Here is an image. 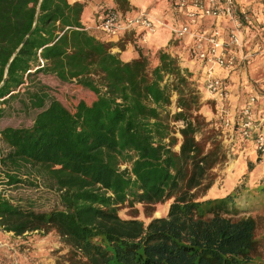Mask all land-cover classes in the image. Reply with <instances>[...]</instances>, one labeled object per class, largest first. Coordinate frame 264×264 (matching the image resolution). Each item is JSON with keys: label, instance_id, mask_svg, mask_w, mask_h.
I'll return each mask as SVG.
<instances>
[{"label": "trees", "instance_id": "trees-1", "mask_svg": "<svg viewBox=\"0 0 264 264\" xmlns=\"http://www.w3.org/2000/svg\"><path fill=\"white\" fill-rule=\"evenodd\" d=\"M108 1L93 21L132 11L129 0ZM87 8L85 0H0V115L14 99L36 110L30 125L0 128V231L54 230L70 264H242L255 220L227 215L233 192L200 199L225 151L203 115L199 81L172 51L136 43L140 31L123 33L137 55L121 59L87 30ZM38 73L94 98L69 108ZM36 184L56 191L55 206L36 210L5 195ZM167 201L166 215L147 223L118 213L141 203L150 216Z\"/></svg>", "mask_w": 264, "mask_h": 264}, {"label": "rangeland", "instance_id": "rangeland-1", "mask_svg": "<svg viewBox=\"0 0 264 264\" xmlns=\"http://www.w3.org/2000/svg\"><path fill=\"white\" fill-rule=\"evenodd\" d=\"M85 1L88 6L95 2V0ZM171 1V3L174 2V0ZM102 5L104 6L106 4L104 2H100L97 6L101 7ZM243 7L244 8H240L237 16L241 17L240 20H242V24L244 26L243 30L245 31L248 28L251 30L256 21L253 9L246 5ZM99 10L100 8L97 7L96 11H91V13H89V17L82 15L81 19L82 21H85L87 30L100 39L104 35L102 31L97 28V24L99 23L98 19L97 22H95L96 20H90V18H93V15H97ZM147 11L149 12V8ZM244 15L246 18H244ZM243 30L242 34L244 32ZM171 38L170 34L169 40H171ZM224 40H228L226 35ZM180 41H178L181 45L180 50L177 49L172 52L178 56L181 62H186L188 64L186 67L191 69L189 71L194 74L193 71L198 65V62L195 60L189 61L187 59L186 49L184 48L185 44H183L185 41L181 43ZM251 48L252 51L250 48H247V50L244 49L243 45H241L239 49L233 46L232 50L237 52L238 59L236 65L229 70L230 72L240 66H243V64L245 62L247 63V60H251L255 54L264 51V47L258 42L254 43L253 46L251 45ZM112 52L115 51L112 50ZM182 65L185 66V64ZM222 70L226 72L225 74L229 73L227 72V69ZM198 73V77L195 78L196 80L200 79L201 74H203V69L198 70ZM225 74L218 75L225 78L229 83V78ZM35 80H38L48 86L51 95L56 97L69 108H72L80 99L90 102L94 98V94L88 89L77 86L74 82H61L51 74L38 73L35 76ZM249 81H252L253 84L257 85L253 78H249ZM27 83L28 81L21 86V89L25 87ZM196 83H198V91L202 101H209L208 106L205 105L202 107L205 120L209 122V127L214 129L216 138L218 139L222 149L225 151L224 159L215 165L211 170L215 173V179L211 186V188L215 189V192H213V195L211 196L216 197H209L208 193L210 192H207V195L202 196L200 199H213L220 197V195H226L229 192L234 193V204L231 206L234 207L235 212L234 214H231L230 212L227 215H230L233 219L250 216L255 220L254 249L250 252L249 259L244 261L242 264H264V176H262L264 174H261L264 173V170L263 172H260V177L257 176L256 179L252 178V173L255 170L253 165L248 168L246 173L244 172V175L240 174V176L238 174V169H234L232 163L234 162V157L238 155V144H241L244 139H241L232 126H225V121L227 119H231L229 117L233 118L241 107L238 108L237 105L235 107V111L230 112L233 102L231 103L229 98L223 101L215 100L205 89H203V87H201V82L196 81ZM256 89L257 93L246 96L243 105L250 97H255L253 105L255 110L253 107V111L257 118H262L261 115H257V111H259L257 106L261 107L264 104V89L262 88V85H259ZM174 99L175 96L173 95L172 100ZM20 101L21 100L19 99H14L1 105L3 107V113L0 115V128L7 125L28 126L31 124L36 110H24ZM170 109L173 110V104L170 106ZM245 140L251 141L250 139ZM4 149L5 146L0 141V150L2 151ZM261 155L263 154L258 155L256 158L257 163L258 160L261 159ZM122 167H124V165ZM5 195H8L15 201H20L24 205H31L36 210H48L57 204L56 191L40 184H36L34 186H14L9 190H6ZM168 206V201L157 204L155 210L152 211L149 216L148 213L145 212L144 206L141 203H135L133 206L121 207L118 213L123 218L134 216L144 221V223H147L151 217L165 216ZM66 252L67 247H65V245L61 242L59 235H57L54 230H50L49 232H25L22 235H15L12 232L0 231V264H70L66 258Z\"/></svg>", "mask_w": 264, "mask_h": 264}, {"label": "built area", "instance_id": "built-area-1", "mask_svg": "<svg viewBox=\"0 0 264 264\" xmlns=\"http://www.w3.org/2000/svg\"><path fill=\"white\" fill-rule=\"evenodd\" d=\"M171 8L186 17L183 22L170 26V34L172 39L184 40L187 43L185 47L187 59L195 60L198 62L199 70L203 69L199 81L201 87L215 100L228 99L230 95L228 82L213 69L218 67L229 70L236 65L238 55L232 48L241 47L244 29L241 17L237 16L240 11L237 0H176ZM208 17L222 19L226 23L228 40L222 39L219 28L213 24L209 25V29L204 28V19ZM156 27L157 23L146 10H137L134 13L110 10L97 24L100 31L110 36L140 31L143 37L153 32ZM254 100L255 97H250L233 118L225 121V126H232L241 139H250L255 150L264 154V133L258 126L253 111Z\"/></svg>", "mask_w": 264, "mask_h": 264}, {"label": "crops", "instance_id": "crops-1", "mask_svg": "<svg viewBox=\"0 0 264 264\" xmlns=\"http://www.w3.org/2000/svg\"><path fill=\"white\" fill-rule=\"evenodd\" d=\"M176 1V0H174ZM104 2L106 4H110L108 0H95L94 3H91L88 8L86 9V16L89 17V13L91 11H96L98 3ZM130 7L132 9L131 13L136 12L139 9L149 8L150 16L155 20L157 23V27L151 33L145 34L143 37L137 38L136 43L142 45L144 48H167L171 51H176L177 49L180 50L181 46L174 45L173 42H169L170 37V26L173 23H180L186 20V17L183 14H179L177 12H173L171 6V0H129ZM154 3V4H153ZM250 6L253 9L254 17L256 18L255 25L250 28L246 29L242 34V45L244 49L251 48L254 43H261L264 47V1L262 0H237V7L244 8L243 6ZM174 13V14H173ZM181 15V16H180ZM90 20H94V18H90ZM83 23L85 21L83 20ZM162 23V25H161ZM204 28L209 29V25L213 24L220 30V34L222 39H225V35L227 37L225 31L226 23L222 19H212V18H205L204 19ZM103 33V32H102ZM103 37L101 40L109 41L112 43V50L119 54L120 58L123 60H129L137 55L136 50L134 49V44L131 40L126 38V35L119 34V36H110L103 33ZM120 43L123 45V48H120ZM250 45V46H248ZM252 51V50H251ZM250 51V52H251ZM187 66L186 62H182ZM191 70V69H189ZM198 70L199 67L196 66L194 69L193 77L194 79L198 77ZM214 72L217 74L224 75V72L221 68L214 67ZM230 70V69H229ZM227 71L229 73L225 74L229 78V89L230 95L229 100L233 105H231L230 112L235 111V107L238 105V108L243 106L246 96L257 93V87L262 85L264 89V51L257 53L251 60H247L243 66L233 70L232 72ZM225 76V77H226ZM249 78H253V80L257 83V85L253 84L252 81H249ZM200 81V79H198ZM233 96V97H230ZM236 100H234V99ZM230 103V101H229ZM257 111V115H261V117H256L258 120V126L261 127L262 131H264V104L259 107ZM255 110V107H254ZM232 118V117H229ZM238 155L234 157L233 168L238 169V174L244 175L248 170V163L254 166L255 170L252 173V178L256 179L257 176L260 177L261 173L264 170V154L261 155V159L256 162V158L258 157L257 151L253 143L249 140H244L241 144H238ZM245 172V173H244ZM260 174V175H259ZM240 175V176H241ZM264 176V175H262ZM207 192L208 196L210 197L213 195L212 193L215 192L214 188H209ZM207 195V193H206ZM223 195H220L222 197ZM216 197V196H211Z\"/></svg>", "mask_w": 264, "mask_h": 264}]
</instances>
